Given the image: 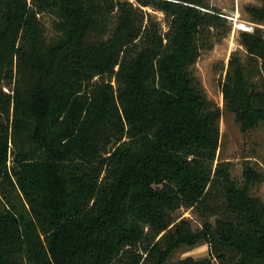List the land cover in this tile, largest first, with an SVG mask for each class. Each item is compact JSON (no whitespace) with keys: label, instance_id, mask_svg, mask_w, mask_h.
I'll return each instance as SVG.
<instances>
[{"label":"trees","instance_id":"16d2710c","mask_svg":"<svg viewBox=\"0 0 264 264\" xmlns=\"http://www.w3.org/2000/svg\"><path fill=\"white\" fill-rule=\"evenodd\" d=\"M261 2L222 82L245 131L264 124ZM227 23L208 0H0V264H264L258 173L215 163L222 110L193 71ZM199 241L209 258L170 260Z\"/></svg>","mask_w":264,"mask_h":264},{"label":"rangeland","instance_id":"374dc122","mask_svg":"<svg viewBox=\"0 0 264 264\" xmlns=\"http://www.w3.org/2000/svg\"><path fill=\"white\" fill-rule=\"evenodd\" d=\"M208 3L211 8L214 7L223 13L228 20L225 27L221 29L223 34L211 49L201 51L193 67V71L202 82L208 98L222 110L220 145L215 163L229 161L232 175L239 180L243 178V168L248 163L258 173L256 181L250 185V194L264 200V124L259 123L245 131L236 120L235 114L225 107L222 94V82L231 55L239 51L242 58L246 57V51L240 44V33L252 32V30L242 29L239 25L245 27L255 25L251 21L247 7L260 5L262 2L261 0H208ZM148 10L153 12L151 9ZM154 13L160 21L164 19L163 13L158 11ZM41 18L46 25L48 35H52L54 32L53 18L47 14L42 15ZM228 26L230 29L227 30ZM177 215L190 218L194 228L200 227L203 219L198 212L185 208L180 209ZM187 257H192L194 260L209 258L208 243L199 241L194 245H182L174 251L170 260L178 261Z\"/></svg>","mask_w":264,"mask_h":264},{"label":"built area","instance_id":"2783aa9c","mask_svg":"<svg viewBox=\"0 0 264 264\" xmlns=\"http://www.w3.org/2000/svg\"><path fill=\"white\" fill-rule=\"evenodd\" d=\"M244 26V25H243ZM239 27H240V25H239ZM240 28H242V27H240ZM242 29H245V30H252L253 31V26H251V27H243Z\"/></svg>","mask_w":264,"mask_h":264},{"label":"bare ground","instance_id":"6f19581e","mask_svg":"<svg viewBox=\"0 0 264 264\" xmlns=\"http://www.w3.org/2000/svg\"><path fill=\"white\" fill-rule=\"evenodd\" d=\"M240 27H242V28H243L244 26H243V25H240Z\"/></svg>","mask_w":264,"mask_h":264}]
</instances>
